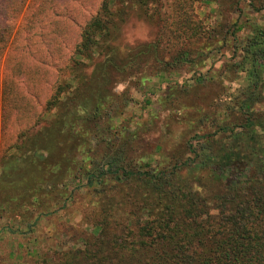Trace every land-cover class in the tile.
<instances>
[{"label":"trees","instance_id":"obj_1","mask_svg":"<svg viewBox=\"0 0 264 264\" xmlns=\"http://www.w3.org/2000/svg\"><path fill=\"white\" fill-rule=\"evenodd\" d=\"M73 1L0 0L2 118L13 108L19 120L22 98L39 97L20 90L21 74L57 66L59 23L71 20ZM241 1L98 0L79 25L64 66L74 84L60 76L1 164L13 209L31 206L40 217L71 206L80 189L88 195L91 236L42 264H264V21L207 28L193 13L197 2L242 13ZM248 5L264 10V0ZM130 15L153 39L123 43ZM226 47L215 72L211 57ZM180 70L190 81L157 98L163 134L179 131L167 147L133 116L128 88H114ZM209 82L220 84L212 99L197 91Z\"/></svg>","mask_w":264,"mask_h":264},{"label":"rangeland","instance_id":"obj_2","mask_svg":"<svg viewBox=\"0 0 264 264\" xmlns=\"http://www.w3.org/2000/svg\"><path fill=\"white\" fill-rule=\"evenodd\" d=\"M248 2L249 0L241 1L239 6L242 8V13L228 9L225 3L224 6L220 7L216 3L197 2L193 6V13L195 18L200 20L203 26L207 28L217 23L228 25L234 19L240 22L245 20L264 21V10L255 12L248 5ZM97 3L98 0H74L71 3L72 9H69L71 20L59 23V28L64 29L66 39L63 40V49L54 57V61L57 63L56 67L54 66L53 69L47 72L42 68L33 66V69L31 68L21 74L20 80L23 81V85H20V90L29 96V91L34 88L39 97L22 98L20 107L17 108L21 111L23 110L20 119L15 120V110L13 108H11V115L8 118H2V103L0 102V178L3 154L15 142L17 130L27 125L28 117L25 115H29L34 111L39 112L43 109L46 97L52 92L53 85L62 74H65L67 81L74 84L73 80L68 76V71L64 68L65 59L68 57L71 47L78 40L79 25L93 13ZM123 27V40L125 42L122 41L124 44L153 39L152 29L144 21L132 15L129 16ZM65 29H68V32H65ZM230 55V48L226 47L223 49V54L221 50L212 55L208 66L213 62L212 69L216 72L222 68V65ZM5 56L0 57V80L3 78L5 70ZM32 71L36 72L31 73ZM189 75L190 73L186 70L161 74L144 81L142 86L139 87L132 86L126 81H121L115 85L114 90L121 92L128 88L129 92L137 100L133 103L132 110L135 119L146 123L145 130L150 131V138H156L160 134L168 139L167 147H171L172 142L169 143V140L178 139L180 137L179 131L175 128L176 126H172L174 131L172 130L170 136L167 133L163 134L162 123L166 113L159 111L157 98L166 92L169 85L174 83L181 84L185 80L190 81L188 79ZM224 84L232 87L235 83L225 80ZM26 88H29V90ZM219 89L220 84L218 82H209L199 87L197 91L200 95L207 97L206 99H212L217 96ZM146 98L150 99V103H146ZM25 106L28 109H22ZM262 107L264 108V104ZM16 167L17 170H13L11 173L12 176L15 175L14 177L22 173V166ZM9 184L0 183V203L3 201V204L0 205V264H42L43 259L46 257L52 256L55 259L57 252L83 246V238L91 236L92 226L86 221L85 215L89 198L83 190H78V193L75 194L76 200L71 206H67L56 213L37 217L36 211L31 206L12 208L7 197L3 196L6 194V189H9ZM18 230H21L22 233Z\"/></svg>","mask_w":264,"mask_h":264}]
</instances>
